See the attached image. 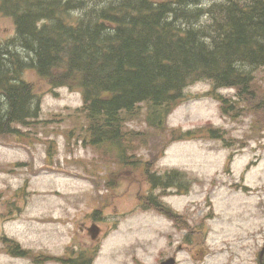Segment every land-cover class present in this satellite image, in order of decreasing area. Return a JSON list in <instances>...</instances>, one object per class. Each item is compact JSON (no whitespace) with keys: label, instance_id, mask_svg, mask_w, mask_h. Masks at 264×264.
<instances>
[{"label":"rangeland","instance_id":"374dc122","mask_svg":"<svg viewBox=\"0 0 264 264\" xmlns=\"http://www.w3.org/2000/svg\"><path fill=\"white\" fill-rule=\"evenodd\" d=\"M12 29L10 20L0 18V38L10 37ZM24 77L41 97V124L36 125L33 134L11 136L3 127L0 131V136L12 137L0 138V234L16 240L33 255L65 256L76 249L71 244L73 225L69 219L77 216L82 220L85 211L95 209V186L100 180L89 178L104 169H96L99 161L106 162L94 157L96 148L83 145L80 139L73 143L72 136H68L72 130L82 131L84 118L75 114L82 105L80 93L67 86L53 90L34 70H27ZM208 88V82L190 86L186 90L189 99L171 114L169 126L189 129L209 120L236 140L213 139L209 135L174 141L153 161V170L162 172L166 167H175L189 180L190 191L167 198L173 210L187 211L196 217L206 216L210 207L213 209L205 237L210 252L202 260L193 261L190 255L199 247L183 241L185 231L174 230L170 220L156 212H134L126 218L112 219L116 226L105 233L94 264H158L159 259L171 254L178 255L179 264H257L260 246L264 244V137L253 135L249 118L233 121L222 117L217 102L205 95ZM138 126L144 127V123ZM22 129L27 130L25 126ZM24 136L34 140L26 141ZM171 136L166 124L161 135L155 137L165 142ZM259 139L263 146H259ZM49 140H56L52 143V160L46 156ZM67 145L73 147V156H84L83 166L69 162ZM161 147L160 144L154 152ZM109 172L107 165L103 173ZM130 180V173L123 170L103 181L107 188L112 187L104 194L107 201L115 198L106 209L110 215L130 210L135 202L132 194L145 184L143 178L138 187L129 189ZM17 196L21 197L22 206L18 210V201H13ZM80 197L83 198L79 200ZM77 228L74 226V230ZM74 238L76 243H83L75 234ZM177 245L180 250L178 247L174 251ZM0 264L35 263L29 257H11L0 248Z\"/></svg>","mask_w":264,"mask_h":264},{"label":"trees","instance_id":"16d2710c","mask_svg":"<svg viewBox=\"0 0 264 264\" xmlns=\"http://www.w3.org/2000/svg\"><path fill=\"white\" fill-rule=\"evenodd\" d=\"M199 2L128 0L122 7L74 0L69 12L78 16L53 33L32 25L35 10L24 16L14 10L15 37L0 42V131L32 114V88L20 76L26 67L54 86L82 91L92 142L113 144L108 150L116 159L132 146L121 142L122 112L142 100L160 104L196 80L235 89L234 99L218 96L221 112L252 115L264 128V0H215L207 25L197 24L192 6Z\"/></svg>","mask_w":264,"mask_h":264},{"label":"flooded vegetation","instance_id":"af4514ba","mask_svg":"<svg viewBox=\"0 0 264 264\" xmlns=\"http://www.w3.org/2000/svg\"><path fill=\"white\" fill-rule=\"evenodd\" d=\"M100 213H102V211H97V213L95 214V217L93 216H87L85 218V220H77V217H71L69 220L71 222V224L73 225V228H72V231H73V236H72V239H71V244H78L76 243L77 241L75 240L74 238V234H77V231L74 230V226H78V229L81 231V233H83L85 236H89L92 240H93V243H88V242H85L84 244V249L88 248H93L95 247L96 243L95 242H98L99 239H100V236L104 233V230H106V227L109 228V224L107 223V220L108 218L105 217V216H101ZM92 219H93V222H92ZM97 225L98 228H99V234L96 233L95 231L93 232V235L95 238L92 237V234L88 232V228H90L91 225ZM98 234V236L96 237V235Z\"/></svg>","mask_w":264,"mask_h":264}]
</instances>
